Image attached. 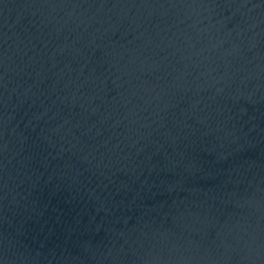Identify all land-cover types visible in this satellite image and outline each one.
I'll use <instances>...</instances> for the list:
<instances>
[{"label": "water", "instance_id": "1", "mask_svg": "<svg viewBox=\"0 0 264 264\" xmlns=\"http://www.w3.org/2000/svg\"><path fill=\"white\" fill-rule=\"evenodd\" d=\"M0 264H264V0H0Z\"/></svg>", "mask_w": 264, "mask_h": 264}]
</instances>
